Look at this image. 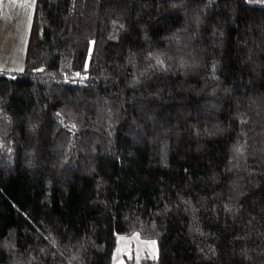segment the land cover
<instances>
[{
    "label": "trees",
    "instance_id": "trees-1",
    "mask_svg": "<svg viewBox=\"0 0 264 264\" xmlns=\"http://www.w3.org/2000/svg\"><path fill=\"white\" fill-rule=\"evenodd\" d=\"M264 264V3L34 0L0 70V264Z\"/></svg>",
    "mask_w": 264,
    "mask_h": 264
},
{
    "label": "crops",
    "instance_id": "crops-1",
    "mask_svg": "<svg viewBox=\"0 0 264 264\" xmlns=\"http://www.w3.org/2000/svg\"><path fill=\"white\" fill-rule=\"evenodd\" d=\"M22 1L26 0H0V70L18 71L23 65L26 48L24 29L26 30L28 19L22 25ZM29 1L27 0V2ZM22 28L23 32L21 34ZM131 237L128 236L126 238L127 243L120 246L119 252L121 254L128 252V244L133 241Z\"/></svg>",
    "mask_w": 264,
    "mask_h": 264
},
{
    "label": "rangeland",
    "instance_id": "rangeland-1",
    "mask_svg": "<svg viewBox=\"0 0 264 264\" xmlns=\"http://www.w3.org/2000/svg\"><path fill=\"white\" fill-rule=\"evenodd\" d=\"M258 2L260 3H264V0H258ZM22 6H23V15H22V25L24 23L25 20L28 19V24H26V30L24 29V32L26 33V43H27V38H28V33H29V28H30V22H31V18H32V14H33V0H30L29 2L26 1H22ZM23 32V28L21 30V34ZM127 237H119L117 239V246L113 252V258H112V264H125V262L123 261V255L128 254L129 250H133L136 251L138 249H140L139 251H145L149 256H153L155 253V249H153L152 247H150L152 241H146V240H142L139 239L136 236H132L131 238H133V241L129 242V250L128 252H123L122 254L119 252V248L121 245H123L124 243H127Z\"/></svg>",
    "mask_w": 264,
    "mask_h": 264
},
{
    "label": "snow or ice",
    "instance_id": "snow-or-ice-1",
    "mask_svg": "<svg viewBox=\"0 0 264 264\" xmlns=\"http://www.w3.org/2000/svg\"><path fill=\"white\" fill-rule=\"evenodd\" d=\"M150 247H152L154 249L155 248V242H152Z\"/></svg>",
    "mask_w": 264,
    "mask_h": 264
}]
</instances>
